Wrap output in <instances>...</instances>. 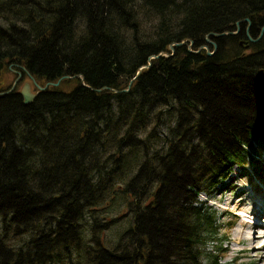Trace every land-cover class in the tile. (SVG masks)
<instances>
[{
    "label": "trees",
    "instance_id": "1",
    "mask_svg": "<svg viewBox=\"0 0 264 264\" xmlns=\"http://www.w3.org/2000/svg\"><path fill=\"white\" fill-rule=\"evenodd\" d=\"M249 24L257 39L264 0H0L6 70L62 79L28 106L0 95V264H224V225L198 196L235 167L264 180V34Z\"/></svg>",
    "mask_w": 264,
    "mask_h": 264
},
{
    "label": "rangeland",
    "instance_id": "2",
    "mask_svg": "<svg viewBox=\"0 0 264 264\" xmlns=\"http://www.w3.org/2000/svg\"><path fill=\"white\" fill-rule=\"evenodd\" d=\"M144 29L147 36L154 32L150 22L145 23ZM210 42L214 44L211 39ZM205 47L210 51L208 45ZM14 73L15 70L12 73L8 68L4 69L1 89L9 88L4 92L10 91L16 82L15 87L19 91L26 82L33 85L29 76L20 73L18 77ZM34 92L37 91L34 89ZM247 168L249 172L242 174L240 168L235 167L232 172L235 180L227 181L223 192L198 196L200 201L217 211V223L224 225L220 232L225 242L224 264H264V180L254 173L250 165ZM219 246L216 242H209L205 249L215 253Z\"/></svg>",
    "mask_w": 264,
    "mask_h": 264
},
{
    "label": "water",
    "instance_id": "3",
    "mask_svg": "<svg viewBox=\"0 0 264 264\" xmlns=\"http://www.w3.org/2000/svg\"><path fill=\"white\" fill-rule=\"evenodd\" d=\"M242 22L250 23V20L247 18V19H244V20H241V21L237 22V24H236V26H237V30H236L235 32H233V31H232V32L228 31V32H223V33H209V34H207V36H206V42H207V43H210V38H211V37L219 38V37H222V36H225V35H231V36L239 35V33H240V24H241ZM249 30H250V24H249V26H248L246 32H247V35L249 36L250 41L253 42V43L258 42V41L262 38V36H263V34H264V28H263L262 31H261V33H260V35H259V37H258L257 39H254V38H252V37L250 36ZM188 40H189V39H186V40H184V41H182V42H180V43H174V44H171L169 48H170V50H171L172 52H174V51H175V49H174L175 47H182L184 44H186V42H187ZM245 43H246V41L243 40V41L241 42V46L244 47V48L246 49V48L249 47V45H248V44H245ZM192 44H193V43H191V45H192ZM191 45L189 46V49H188V50H189V52H192V53H199L200 50L203 48V47H200V49H199L198 51H193V50L191 49ZM173 54H174V53H172V54L163 53V54H160V55H156V56H152V57H150V58L148 59V64L145 65V66H143V67H141V68L139 69V71H138V73H137V77L141 74V72H142L144 69H149V68L151 67V65H152V60H153V59H157V58H159L160 56H172ZM207 54H208V56H213V55H214V52H210V51H208ZM4 67H5L4 63H3V62H0V89H1V85H2V83H1V77H2V74H3ZM261 75H264V72H263V71H261ZM61 80H62V79H61ZM61 80H60V81H61ZM60 81H59L58 83H51V84H47L45 87H42V86L38 85V84L35 82V80L32 79V82H33L35 85L37 84V85L35 86V87L37 88L35 91H37V92H34V90H33L34 86H33L30 82H26V83L22 86L21 90L19 91V94H20V95L22 96V98H23V104H24L25 106H28V105L32 104V103L36 100V98L39 96V94H40L41 92H44V91H45L49 86H51V85H53V86H58L59 83H60ZM16 83H17V82H16ZM16 83L14 84L13 88H12L10 91H8V92H2V93H0V95H5V94H9V93H11V92L14 90ZM82 83H83L84 86H86V84L84 83V80L82 81ZM131 85H132V82L130 83L129 88L131 87ZM87 87H88V86H87ZM101 90H102V89H100V90H98V91H101ZM128 91H129V89L125 90V92H128ZM115 92H118V91H115Z\"/></svg>",
    "mask_w": 264,
    "mask_h": 264
},
{
    "label": "flooded vegetation",
    "instance_id": "4",
    "mask_svg": "<svg viewBox=\"0 0 264 264\" xmlns=\"http://www.w3.org/2000/svg\"><path fill=\"white\" fill-rule=\"evenodd\" d=\"M211 43V42H210ZM32 82V81H31ZM33 83V82H32ZM37 85V84H36ZM34 83H33V86H34V88H35V86H36ZM34 88H33V90H34ZM0 93H2L1 91H0Z\"/></svg>",
    "mask_w": 264,
    "mask_h": 264
},
{
    "label": "bare ground",
    "instance_id": "5",
    "mask_svg": "<svg viewBox=\"0 0 264 264\" xmlns=\"http://www.w3.org/2000/svg\"><path fill=\"white\" fill-rule=\"evenodd\" d=\"M4 63V62H3ZM5 65V64H4ZM5 68V67H4ZM262 204H263V206H264V202H262ZM263 210V209H262ZM262 210H261V212H262ZM249 225V224H248Z\"/></svg>",
    "mask_w": 264,
    "mask_h": 264
}]
</instances>
